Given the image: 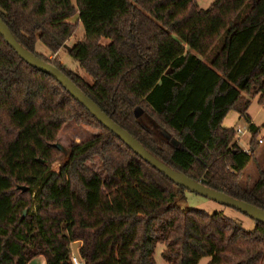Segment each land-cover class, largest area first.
<instances>
[{"label": "trees", "instance_id": "trees-1", "mask_svg": "<svg viewBox=\"0 0 264 264\" xmlns=\"http://www.w3.org/2000/svg\"><path fill=\"white\" fill-rule=\"evenodd\" d=\"M0 18L160 162L264 211V169L242 186L260 145L247 113L253 99L264 104V0H214L207 10L198 0H0ZM80 25L85 36L68 53L92 83L59 58ZM38 41L54 61L36 54ZM231 111L249 121L250 154L223 128ZM73 119L101 133L51 171ZM95 157L102 175L86 166ZM185 202L186 190L0 35V264H74L78 242L83 264H156L159 244L166 264H264V225L248 231Z\"/></svg>", "mask_w": 264, "mask_h": 264}, {"label": "rangeland", "instance_id": "rangeland-1", "mask_svg": "<svg viewBox=\"0 0 264 264\" xmlns=\"http://www.w3.org/2000/svg\"><path fill=\"white\" fill-rule=\"evenodd\" d=\"M214 0H198L199 6L207 10L212 4ZM78 21V17H74L70 20L71 23L76 24ZM85 36V29L83 25H80L78 30L75 32L74 36L67 42V46L73 47L78 42H80ZM110 42L108 40H102L103 45H108ZM35 52L37 55L55 60L56 57L52 56V53L45 47L41 42L36 43ZM59 58L61 63L68 68L69 70L74 71L88 83H92V79L79 67V64L69 55L68 51L64 48L59 53ZM247 116L251 119V121L260 128V135L258 136V140H264V104L260 103L259 97L252 100L251 106L248 110ZM249 121L246 117H241L237 112L231 111L223 123V128L230 130L233 128H242L247 130L246 136L240 138L239 146L244 149H250L249 140L252 138V135L249 130ZM101 133V130L98 127L89 125L84 122H79L75 119L68 122V124L64 127L61 133L58 136V144L63 145L67 150H69L73 145H79L90 139L96 137ZM251 141V140H250ZM263 145H259V149ZM258 149V150H259ZM257 150V151H258ZM66 156L61 155L57 157L56 162L50 166L51 171L58 172L61 166L67 161ZM86 166L90 168L93 172L98 173L100 175L103 174L102 162L98 157H95L94 161L86 163ZM261 166L253 165L243 176L242 186L244 188H250L255 183L259 177V171L261 170ZM181 207L184 209H192V210H200L205 211L208 214H222L235 222L241 225L248 231H253L256 228V222L253 221L248 216L242 214L241 212L216 203L210 199L201 197L199 195L193 194L191 192L186 191V202L181 204ZM166 249L164 244H159L156 249L155 259L156 264H166L162 258V253ZM211 261L210 258H204L200 261L199 264H209Z\"/></svg>", "mask_w": 264, "mask_h": 264}, {"label": "water", "instance_id": "water-1", "mask_svg": "<svg viewBox=\"0 0 264 264\" xmlns=\"http://www.w3.org/2000/svg\"><path fill=\"white\" fill-rule=\"evenodd\" d=\"M0 35L4 38L8 46L19 56V58L25 62L28 66L46 74L53 78L59 83L70 96L85 108L93 117L96 118L99 124H101L106 130L115 135L124 145H126L135 155L141 158L144 162L150 165L152 168L163 174L172 183L183 188L184 190L201 197L210 199L221 205L233 208L242 214L248 216L257 224L264 225V211L250 205L246 202H242L228 195L220 192L211 190L201 183L194 181L188 176L179 173L170 167L166 166L154 156H152L145 147L140 144L129 132L124 130L121 126L116 124L110 116H108L92 99L86 96L65 74H63L58 68L43 61L42 59L35 56L30 51L26 50L22 45L15 39L7 25L0 18ZM64 49L68 52L72 51V48L65 45ZM175 147H179V142L173 141ZM55 148L64 154L67 159L70 155L67 149L61 145L56 144ZM23 191H27V188H21ZM82 243L78 242L73 245V251L76 258L80 261L81 257L79 254V248Z\"/></svg>", "mask_w": 264, "mask_h": 264}, {"label": "crops", "instance_id": "crops-1", "mask_svg": "<svg viewBox=\"0 0 264 264\" xmlns=\"http://www.w3.org/2000/svg\"><path fill=\"white\" fill-rule=\"evenodd\" d=\"M53 59V57H52ZM251 123L253 125H255L252 121ZM257 127V126H256ZM233 129H236V128H233ZM251 140V139H250ZM250 140L248 142V144L250 143ZM253 165H258V166H261L262 169H264V144L263 146L256 152V155H255V161L252 162L248 168L246 169L245 173L253 166ZM244 173V175H245ZM259 177H260V174H259ZM258 177V179H259ZM258 179L256 180V182L258 181ZM29 264H46V259L45 257L43 256H39L35 259H33Z\"/></svg>", "mask_w": 264, "mask_h": 264}, {"label": "built area", "instance_id": "built-area-1", "mask_svg": "<svg viewBox=\"0 0 264 264\" xmlns=\"http://www.w3.org/2000/svg\"><path fill=\"white\" fill-rule=\"evenodd\" d=\"M249 130H250V129H249ZM235 131H236V142H237L238 145H239V140H240V138L246 136L247 130L242 129V128H238V129H235ZM260 144L263 145V144H264V140H260ZM245 152L248 153V154H250V153H251V149L245 150ZM73 263H74V264H83L82 261H81V260L79 261V260L76 258L75 255L73 256Z\"/></svg>", "mask_w": 264, "mask_h": 264}]
</instances>
